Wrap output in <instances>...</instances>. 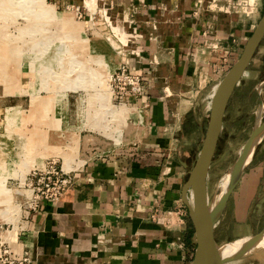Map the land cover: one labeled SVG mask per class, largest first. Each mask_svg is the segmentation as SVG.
Wrapping results in <instances>:
<instances>
[{"label": "crops", "instance_id": "0c3cea01", "mask_svg": "<svg viewBox=\"0 0 264 264\" xmlns=\"http://www.w3.org/2000/svg\"><path fill=\"white\" fill-rule=\"evenodd\" d=\"M83 1L80 6L85 13L92 12ZM221 1H96L99 12L106 9L103 17L117 42H124L122 51L140 52V56H129L144 74L151 107L144 123L128 128L126 135L122 117L65 121L66 131L72 130L78 145H63V150L83 154L82 160L76 157L78 162L68 157L75 184L59 199L42 201L17 227L4 232L13 250L30 255L32 264H189L194 238L192 247L187 242L189 218L183 189L203 142L212 95L235 54L229 46L234 41L232 31L236 33L245 18L222 11ZM262 3L258 0L253 17ZM203 30L210 34L207 42ZM128 33L142 36L128 39ZM83 40L91 44L107 37L98 28ZM209 42L218 43L219 48L212 49ZM98 54L111 69L124 61L111 43ZM151 57L154 62L149 63ZM102 97V104L115 108L117 114L127 108L136 117L133 103L116 102L106 92ZM200 97L205 109L194 124L195 132L184 137V117L178 116L194 108ZM52 118L50 133L52 143H57L61 122L59 117ZM42 119L23 118L33 125L31 137L42 135ZM2 153L6 163L13 160L7 158V151ZM64 161L62 157V165ZM23 165L27 170V161ZM248 168L254 176L249 185L259 187L257 197L264 191V133Z\"/></svg>", "mask_w": 264, "mask_h": 264}, {"label": "rangeland", "instance_id": "374dc122", "mask_svg": "<svg viewBox=\"0 0 264 264\" xmlns=\"http://www.w3.org/2000/svg\"><path fill=\"white\" fill-rule=\"evenodd\" d=\"M96 1L99 3V0H85L92 11L85 13L80 6L83 0L80 5L76 0H0V155L7 151V158H13L6 163L4 157H0V235L5 236V231L17 227L30 211L28 179L31 170L44 171L49 163L56 161L59 169L72 172L68 157L72 162L78 156L83 159L81 152L75 155L73 149L63 150V145H78L72 130L66 131L65 121L83 123L86 118L122 117L125 135L128 128L142 125L132 117V109L122 108L117 114L115 108L102 104L101 99H105L102 94H111L110 75L123 63L111 69L98 53L106 52L110 43L122 57L125 52L122 51L124 42H117L103 17V10L99 12L96 8ZM77 6H80L81 15L76 13ZM263 9L264 3L252 19L243 18L242 27L236 33L232 31L234 41L229 42V46L235 54L224 71L240 54ZM98 28L107 42L92 41L90 44L83 40L90 38L91 29L98 31ZM117 29L119 27L114 24V30ZM263 80L264 40L229 102L208 175L210 197L217 194L220 180L232 167L255 123L260 101H264V85L259 88ZM203 100L204 97H200L194 108L178 116L184 117L181 121L184 122V137L195 132L194 124L205 109ZM140 114L144 120L147 113ZM262 116L264 118V111ZM25 117H43L42 135L31 137L33 125L24 121ZM52 117H59L61 122L60 136H55L57 143H52L50 133ZM206 126L207 122L204 132ZM53 144H59L60 148H53ZM62 157H65L63 165ZM23 160L27 161V170H23ZM33 163L37 164L32 166ZM246 173L215 228L218 242L253 235L264 228V191L256 197L259 187L249 185L254 177L252 168ZM257 255L261 259L249 255L227 264H264V248L258 250Z\"/></svg>", "mask_w": 264, "mask_h": 264}, {"label": "water", "instance_id": "95a60500", "mask_svg": "<svg viewBox=\"0 0 264 264\" xmlns=\"http://www.w3.org/2000/svg\"><path fill=\"white\" fill-rule=\"evenodd\" d=\"M263 40L264 9L251 34L243 44L240 54L227 69L212 95L210 115L203 135V142L183 189L184 202L188 210L189 224L194 238V249L189 264H227L252 255L264 239L263 228L256 234L244 236L248 239L237 252L224 254L222 247L237 239L218 242L215 236V228L225 211L229 198L242 180L264 133L263 112L260 120H258V114L263 103L262 99L255 123L230 168L231 178L214 206H212L214 196L210 197L208 190V175L223 130L229 102ZM263 85L264 80L260 83L259 88Z\"/></svg>", "mask_w": 264, "mask_h": 264}, {"label": "built area", "instance_id": "2783aa9c", "mask_svg": "<svg viewBox=\"0 0 264 264\" xmlns=\"http://www.w3.org/2000/svg\"><path fill=\"white\" fill-rule=\"evenodd\" d=\"M221 10L224 12H236L245 17H253L258 10V0H223L221 1ZM76 13H80V6H77ZM106 14V9L105 13ZM133 21V19H132ZM134 22V21H133ZM137 30L133 27L132 32ZM133 33L125 34V38L136 39L142 34ZM202 36L205 41H209L210 34L203 30ZM127 43V42H126ZM212 49H218V43L209 42ZM129 54L140 56V52L131 50V53L125 52L126 57ZM154 60H149V63ZM111 95L116 102L127 103L131 102L136 105L138 124H143L144 120L140 112H147L151 107V96L147 93L144 84V74L142 71L131 64V58H125L123 64L120 65L110 75ZM140 108V109H139ZM139 109V110H137ZM50 165L41 171L39 168H34L29 173L28 185L31 189L30 199L32 205L30 210H36L44 200H56L62 197L74 184L75 178L72 172H66L56 166V161L49 163ZM184 212V211H183ZM179 211V214H183ZM33 260L30 255L26 253H19L13 250L9 242L8 233L3 236L0 235V264H32Z\"/></svg>", "mask_w": 264, "mask_h": 264}, {"label": "bare ground", "instance_id": "6f19581e", "mask_svg": "<svg viewBox=\"0 0 264 264\" xmlns=\"http://www.w3.org/2000/svg\"><path fill=\"white\" fill-rule=\"evenodd\" d=\"M47 12H48V10H47ZM51 12L52 11H50V13ZM110 93H111V90H110ZM263 111H264V101H263V103L261 105V108H260V111H259V114H258L259 115L258 116V120H260V117H261V114H262ZM231 175H232V172L229 170L222 177V179L220 180V182L218 184V192L213 197L212 206H214L217 203V201L219 200L221 193L224 191V189L226 188V186H227V184L229 182V179L231 178ZM247 239H248L247 237H241L240 239L234 240V241L224 245L222 247V252L224 254H230V253L237 252L242 247V245L245 243V241ZM262 248H264V239L262 240L261 245H259V247L254 251V253L252 255H254L255 257H258L259 259H261V257L257 255V252H258V250H260Z\"/></svg>", "mask_w": 264, "mask_h": 264}, {"label": "trees", "instance_id": "16d2710c", "mask_svg": "<svg viewBox=\"0 0 264 264\" xmlns=\"http://www.w3.org/2000/svg\"><path fill=\"white\" fill-rule=\"evenodd\" d=\"M192 237H193V231H192V228H191V226H190V224H189L188 234H187V242H188V244H189L190 246L193 247V244H192V241H191Z\"/></svg>", "mask_w": 264, "mask_h": 264}, {"label": "flooded vegetation", "instance_id": "af4514ba", "mask_svg": "<svg viewBox=\"0 0 264 264\" xmlns=\"http://www.w3.org/2000/svg\"><path fill=\"white\" fill-rule=\"evenodd\" d=\"M219 141H220V138H219ZM218 144H219V142H218ZM218 147V146H217ZM217 151V150H216Z\"/></svg>", "mask_w": 264, "mask_h": 264}]
</instances>
